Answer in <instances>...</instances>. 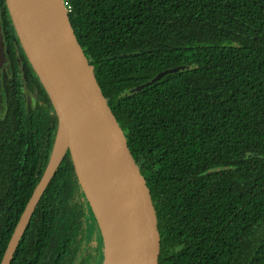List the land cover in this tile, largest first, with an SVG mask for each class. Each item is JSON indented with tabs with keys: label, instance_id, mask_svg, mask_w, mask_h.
<instances>
[{
	"label": "trees",
	"instance_id": "16d2710c",
	"mask_svg": "<svg viewBox=\"0 0 264 264\" xmlns=\"http://www.w3.org/2000/svg\"><path fill=\"white\" fill-rule=\"evenodd\" d=\"M69 1L157 208L159 264H264V0ZM0 24L13 30L5 0ZM12 64L0 101V261L58 126L40 80L27 101ZM90 218L67 150L9 264H102L93 237L84 249Z\"/></svg>",
	"mask_w": 264,
	"mask_h": 264
},
{
	"label": "water",
	"instance_id": "95a60500",
	"mask_svg": "<svg viewBox=\"0 0 264 264\" xmlns=\"http://www.w3.org/2000/svg\"><path fill=\"white\" fill-rule=\"evenodd\" d=\"M5 6L24 53L51 99L58 126L48 162L15 224L0 264L10 263L34 208L67 150L102 236V264L105 234L87 172L80 170L82 151L93 159L111 206L118 264H159L158 212L147 180L77 40L63 0H5ZM4 62L0 36V67ZM176 69L158 72L151 82Z\"/></svg>",
	"mask_w": 264,
	"mask_h": 264
},
{
	"label": "flooded vegetation",
	"instance_id": "af4514ba",
	"mask_svg": "<svg viewBox=\"0 0 264 264\" xmlns=\"http://www.w3.org/2000/svg\"><path fill=\"white\" fill-rule=\"evenodd\" d=\"M11 26L13 30H11L9 26H7V28H4L3 24H0V36L2 37L3 51L5 54V62L0 67V101L2 100L1 93L4 85L3 83H6L5 79L12 80V63L15 62L19 77L24 87L25 96L27 97L26 99L29 102H33L38 99V77L24 53V50L17 38L13 25ZM29 96L30 99H28ZM95 224L97 226L96 220H92L91 218L87 220L86 226L88 234L86 235L87 237L85 238V240H83L85 246L84 249H86V245H88L89 241L91 240V242L95 241V243H98L99 251H101L102 242L101 238H99V231L95 229ZM92 237L94 238V241Z\"/></svg>",
	"mask_w": 264,
	"mask_h": 264
},
{
	"label": "bare ground",
	"instance_id": "6f19581e",
	"mask_svg": "<svg viewBox=\"0 0 264 264\" xmlns=\"http://www.w3.org/2000/svg\"><path fill=\"white\" fill-rule=\"evenodd\" d=\"M79 154L82 158V165L80 167V170L85 169V171L87 172L86 175L88 177H86L90 185V194L92 196L99 220L102 224L103 231L105 234L106 255L104 264H118V239L115 231V222L112 217V211L111 206L109 204V200L107 198V195L103 192V189L101 188V181L99 177L97 178L93 159L90 158L87 152L85 151H82V153ZM56 155H58V152ZM93 190H95V192H93Z\"/></svg>",
	"mask_w": 264,
	"mask_h": 264
},
{
	"label": "built area",
	"instance_id": "2783aa9c",
	"mask_svg": "<svg viewBox=\"0 0 264 264\" xmlns=\"http://www.w3.org/2000/svg\"><path fill=\"white\" fill-rule=\"evenodd\" d=\"M66 10L69 11L71 9V4L69 0H63Z\"/></svg>",
	"mask_w": 264,
	"mask_h": 264
},
{
	"label": "rangeland",
	"instance_id": "374dc122",
	"mask_svg": "<svg viewBox=\"0 0 264 264\" xmlns=\"http://www.w3.org/2000/svg\"><path fill=\"white\" fill-rule=\"evenodd\" d=\"M28 99H30V96L28 97ZM100 236H101V235H100ZM101 238H102V236H101ZM101 242H102V241H101ZM102 248H103V242H102ZM102 248H101V249H102Z\"/></svg>",
	"mask_w": 264,
	"mask_h": 264
}]
</instances>
